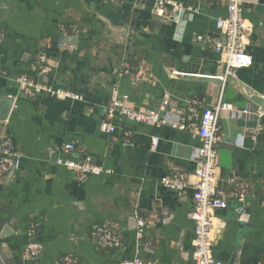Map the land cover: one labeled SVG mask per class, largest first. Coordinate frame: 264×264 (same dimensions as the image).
I'll use <instances>...</instances> for the list:
<instances>
[{"label":"crops","instance_id":"1","mask_svg":"<svg viewBox=\"0 0 264 264\" xmlns=\"http://www.w3.org/2000/svg\"><path fill=\"white\" fill-rule=\"evenodd\" d=\"M175 1L195 11L167 24L154 21L152 0H0V98L13 99L17 110L0 121V133L13 141L19 163L14 173L0 175V264H24L33 223L34 241L44 250L31 264L65 258L72 264H122L136 256L194 264L195 191L176 193L160 180L183 172L195 181L192 152L200 138L119 114L112 121L116 134L100 127L116 85L119 100L137 112L158 109L166 93L175 111H202L220 101L238 110L258 109L250 97L264 98V0L245 5L253 65L236 70L224 84L192 83L172 74L225 75L214 44L221 41L215 21L227 17L226 0ZM126 62L132 75L141 74L139 80L124 72ZM22 75L43 90L23 91L16 81ZM220 126L219 187L232 189L227 180L236 178L251 188L253 200L244 227L234 200L215 212L214 255L224 264H264V135L254 143L253 125L244 127L232 111L221 115ZM127 130L134 134L130 143L123 138ZM154 137L160 138L156 149ZM70 143L75 157L92 158L109 172L77 180L56 163ZM139 219L147 226L142 239ZM108 225L121 236L122 248L105 249L92 239L95 227Z\"/></svg>","mask_w":264,"mask_h":264},{"label":"built area","instance_id":"2","mask_svg":"<svg viewBox=\"0 0 264 264\" xmlns=\"http://www.w3.org/2000/svg\"><path fill=\"white\" fill-rule=\"evenodd\" d=\"M153 15L162 17L166 21L178 22L185 13L195 11L193 7H187L175 0H152ZM251 0H226L227 17L219 18L215 21V28L221 38H225V44L218 40L214 44V49L220 60L225 63L227 68L225 75L221 76L225 81L229 75L234 76L236 70L244 69L253 65L252 57L248 51L247 38L248 27H246L245 5L251 3ZM199 42L204 41V36H197ZM131 66L126 62L124 72L131 74ZM49 69L43 67L42 73L48 74ZM132 75V74H131ZM140 73L132 75L136 80L140 79ZM142 79H144L142 77ZM19 87L23 91L41 92L43 86L28 75H22L16 79ZM62 98L73 97L81 99L80 96L71 93L58 92ZM158 109H148L137 112L125 107L124 102L119 100V88L116 85L110 97V103L107 107L105 121L100 130L102 133L116 134V127L112 121L116 115L124 116L127 120L134 123H143L147 126L159 128L160 126H169L181 131H189L201 140V146L192 152V162L195 164V181L192 183L187 173H172L160 180V183L176 193H182L187 188L194 189V205L190 214V219L195 225V240L192 261L194 264H224L221 260L215 258L213 239V225L211 221L217 210L228 208V202L234 200L237 208L245 211L247 204L246 198L250 196L251 188L236 178L227 180V184L232 189H220L219 187V146L223 141L221 133L220 120L225 112H233V117L238 118L244 127L253 125L254 135L252 140L257 143L259 137L264 135V115H260L258 109L248 106L246 109H235L231 104L220 101L212 107H205L202 111L198 107H188L187 109L172 110L171 95L166 93ZM134 134L127 130L124 132V140L130 143ZM244 139V138H243ZM160 138L154 137L152 146L156 149ZM76 145L66 144L61 148V154L56 163L67 171L72 173L79 181H87L90 176H99L108 173L102 167L96 165L92 158L80 160L75 157ZM18 159L13 153V141L6 134L0 133V175H7L17 171ZM36 224L31 225V238L26 246L23 255L24 264H31L37 260L38 256L44 250L38 242L34 241L38 229ZM137 237L142 239L146 230V221L139 219L137 221ZM92 239L102 248H122L123 241L121 236L111 226H99L91 233ZM55 264H72L70 258H65ZM122 264H179V263H158L154 261H144L141 257L128 259Z\"/></svg>","mask_w":264,"mask_h":264},{"label":"water","instance_id":"3","mask_svg":"<svg viewBox=\"0 0 264 264\" xmlns=\"http://www.w3.org/2000/svg\"><path fill=\"white\" fill-rule=\"evenodd\" d=\"M154 21H158V22H162V23H169L166 20H164L162 17H159L157 15L154 16ZM127 31V30H126ZM126 32L123 33V37L126 35ZM217 37H220V35H218ZM64 40H62L61 43H64ZM221 41L223 44H225V38H221ZM173 78L175 79H181L187 82H196L199 84H203V83H218V84H224L227 81V78L225 79V81L223 80L222 77H209V76H200V75H190V74H184V73H175L172 74ZM252 101L256 102L257 105H259L258 111L260 115H264V98L263 97H259V96H253L250 97ZM13 103L14 100L13 99H8V98H0V121H7V119L9 118V116L12 113H17V110H13ZM230 144H234L235 142H233L232 140L227 141ZM14 173V172H12ZM10 173V174H12ZM253 198L252 197H248L246 198L245 202L246 204L249 203L250 201H252ZM252 212V208L251 207H247L245 211H241L238 208H236L235 210V216L236 219L242 224V226L244 227V223L248 222V217L250 216ZM136 225H137V221H136Z\"/></svg>","mask_w":264,"mask_h":264}]
</instances>
